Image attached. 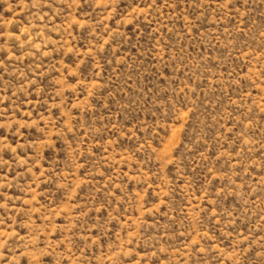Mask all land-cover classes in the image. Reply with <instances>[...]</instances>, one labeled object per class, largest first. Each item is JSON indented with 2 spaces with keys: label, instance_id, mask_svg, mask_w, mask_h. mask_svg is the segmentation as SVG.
<instances>
[{
  "label": "rangeland",
  "instance_id": "rangeland-1",
  "mask_svg": "<svg viewBox=\"0 0 264 264\" xmlns=\"http://www.w3.org/2000/svg\"><path fill=\"white\" fill-rule=\"evenodd\" d=\"M0 264H264V0H0Z\"/></svg>",
  "mask_w": 264,
  "mask_h": 264
}]
</instances>
